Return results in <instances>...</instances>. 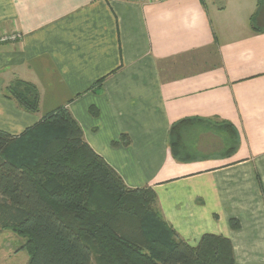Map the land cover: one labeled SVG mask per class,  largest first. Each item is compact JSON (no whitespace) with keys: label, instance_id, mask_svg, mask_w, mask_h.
<instances>
[{"label":"crops","instance_id":"1","mask_svg":"<svg viewBox=\"0 0 264 264\" xmlns=\"http://www.w3.org/2000/svg\"><path fill=\"white\" fill-rule=\"evenodd\" d=\"M2 38L0 131L65 107L128 188L156 193L178 240L222 236L235 264H264V0H0ZM17 81L37 113L8 93ZM187 119L231 125L236 149L195 127L179 161L170 131Z\"/></svg>","mask_w":264,"mask_h":264},{"label":"trees","instance_id":"2","mask_svg":"<svg viewBox=\"0 0 264 264\" xmlns=\"http://www.w3.org/2000/svg\"><path fill=\"white\" fill-rule=\"evenodd\" d=\"M8 93L27 112L39 111L35 86L17 81ZM207 123L187 119L172 127L170 147L179 161L193 160L183 132L208 129ZM222 127L234 151L236 133L231 125ZM129 143L122 136L113 146ZM231 227L240 225L231 221ZM0 231L25 239L29 264H235L227 238L204 235L197 247L178 240L159 212L156 193L128 188L85 142L65 107L19 137L0 131Z\"/></svg>","mask_w":264,"mask_h":264},{"label":"rangeland","instance_id":"3","mask_svg":"<svg viewBox=\"0 0 264 264\" xmlns=\"http://www.w3.org/2000/svg\"><path fill=\"white\" fill-rule=\"evenodd\" d=\"M216 1L218 4H220L225 0H216ZM207 125L208 128H210V130H212L213 133L215 134L221 133L220 126L217 125L216 123H207ZM224 132L229 136L227 130L224 129ZM222 134L225 135L223 132ZM217 142L220 146V142L219 141ZM218 144H216V146H218ZM24 244H25V239L18 237L11 231H0V264H29V256L26 253V251L22 249Z\"/></svg>","mask_w":264,"mask_h":264},{"label":"built area","instance_id":"4","mask_svg":"<svg viewBox=\"0 0 264 264\" xmlns=\"http://www.w3.org/2000/svg\"><path fill=\"white\" fill-rule=\"evenodd\" d=\"M18 38H19V36H13L12 38H10V40L15 41ZM6 40H8V39L7 38H2L0 41H6Z\"/></svg>","mask_w":264,"mask_h":264}]
</instances>
